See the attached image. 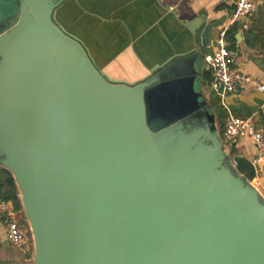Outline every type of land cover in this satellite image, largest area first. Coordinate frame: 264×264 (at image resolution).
I'll return each instance as SVG.
<instances>
[{"label":"water","instance_id":"water-1","mask_svg":"<svg viewBox=\"0 0 264 264\" xmlns=\"http://www.w3.org/2000/svg\"><path fill=\"white\" fill-rule=\"evenodd\" d=\"M3 1L0 166L32 264H264V200L231 165L198 54L113 81L54 21L67 0Z\"/></svg>","mask_w":264,"mask_h":264},{"label":"crops","instance_id":"crops-1","mask_svg":"<svg viewBox=\"0 0 264 264\" xmlns=\"http://www.w3.org/2000/svg\"><path fill=\"white\" fill-rule=\"evenodd\" d=\"M255 1L260 4L249 16L250 22L240 21L233 26L235 0H67L55 11L54 21L82 44L100 72L121 83L140 82L155 67L195 52L198 54L195 83L202 99L212 109L213 77L208 59L221 30L228 29L229 49L237 54L234 69L264 80V0ZM260 8L263 9L261 16L258 15ZM242 25L247 28L243 29ZM234 28L235 40H232ZM256 99L262 98L253 91H244L228 96L225 104L231 114L243 111L239 117L257 118L260 125L257 128L263 132L264 112L256 106ZM215 118L220 134L227 116L221 119V125L216 115ZM225 145L228 151L232 147L236 156L252 166L256 153L249 140ZM14 212L24 224L22 208ZM4 233V227L0 226V234L4 236ZM32 248L31 241L24 248L3 242L0 264H32Z\"/></svg>","mask_w":264,"mask_h":264},{"label":"built area","instance_id":"built-area-1","mask_svg":"<svg viewBox=\"0 0 264 264\" xmlns=\"http://www.w3.org/2000/svg\"><path fill=\"white\" fill-rule=\"evenodd\" d=\"M231 25L251 16L257 9L255 0H235ZM246 29V25H242ZM228 29L219 32L216 39V47L208 59L209 68L212 71L211 91L220 99L221 106L227 113V118L223 130V142L225 144L234 143L238 140H249L255 150L256 159L252 164L255 170V182L253 187L258 191L264 200V134L257 128L254 116L242 118L231 114L225 104V100L230 95H238L244 91H253L261 96L264 101V80L244 74L234 69L237 61V54L229 49L227 41ZM234 169L237 162L230 158ZM0 226L5 229L4 236L0 234V248L3 242L11 246L24 248L28 245L26 232L21 227L13 205L10 201L0 198Z\"/></svg>","mask_w":264,"mask_h":264},{"label":"trees","instance_id":"trees-1","mask_svg":"<svg viewBox=\"0 0 264 264\" xmlns=\"http://www.w3.org/2000/svg\"><path fill=\"white\" fill-rule=\"evenodd\" d=\"M234 31H235V28L231 32L232 40H235ZM228 33L229 31L227 32V35ZM219 124L220 125L222 124L221 118H220ZM221 134H223V130L222 132H220V135ZM263 134H264V127H263ZM229 156L230 158L235 159V161L237 162V167H236L237 172L240 175H242L246 180H252L255 177V172L252 166L246 160L236 156L235 151L232 147L229 150ZM0 198L5 201H10L13 204L15 211L21 210L19 191L15 185V181L11 173L7 171L6 169H2L0 171Z\"/></svg>","mask_w":264,"mask_h":264},{"label":"rangeland","instance_id":"rangeland-1","mask_svg":"<svg viewBox=\"0 0 264 264\" xmlns=\"http://www.w3.org/2000/svg\"><path fill=\"white\" fill-rule=\"evenodd\" d=\"M260 3L258 2L257 3V7H258V5H259ZM8 5H6V3L2 0V2H0V12H6V13H9V7H7ZM257 11V10H256ZM262 11H263V9L262 8H260L259 9V16H261V14H262ZM17 11H15V13H14V16H13V19H12V21L10 22V25L13 23V22H15V18H16V16H17ZM250 20H251V17H247V18H245V19H243L241 22H245V23H248V22H250ZM4 26H6V25H4ZM8 28V26H6V27H3L1 30H0V32H2V31H4V30H6ZM210 100H211V102L213 103V112L215 113V115L217 116V118H218V120L221 118L222 119V117L224 118H226V116H227V113L223 110V108H222V106H221V104H220V99L211 91L210 92ZM233 111V110H232ZM239 112V111H238ZM233 113H234V111H233ZM232 113V114H233ZM236 114H233V115H235V116H241V115H239V113L240 114H242L243 113V111H241V112H239L238 114H237V112H235ZM254 121H255V124H256V126L257 125H259V122H257L258 120H257V118H256V120L254 119ZM260 126V125H259ZM221 138H222V140H223V134H221ZM240 141V140H239ZM252 186L253 185H255V182H252V180H247ZM19 196H20V193H19ZM22 208V207H21ZM23 210V209H22ZM23 220H24V226H26V228H27V231H26V235H27V238H28V241L30 242H32V244H33V240H32V235H31V232H30V229H29V225H28V221H27V218H26V215H25V213H24V211H23V218H22ZM19 221V220H18ZM19 223H20V221H19ZM21 223H20V225H21V227L24 229V226L22 225ZM33 250L31 251V256H33L34 255V246H33V248H32Z\"/></svg>","mask_w":264,"mask_h":264}]
</instances>
